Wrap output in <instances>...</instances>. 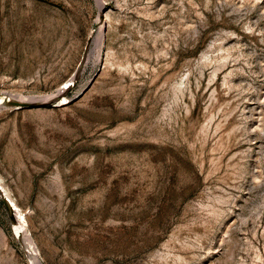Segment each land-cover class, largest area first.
<instances>
[{
  "label": "rangeland",
  "instance_id": "374dc122",
  "mask_svg": "<svg viewBox=\"0 0 264 264\" xmlns=\"http://www.w3.org/2000/svg\"><path fill=\"white\" fill-rule=\"evenodd\" d=\"M0 95V264H264V0H0Z\"/></svg>",
  "mask_w": 264,
  "mask_h": 264
},
{
  "label": "bare ground",
  "instance_id": "6f19581e",
  "mask_svg": "<svg viewBox=\"0 0 264 264\" xmlns=\"http://www.w3.org/2000/svg\"><path fill=\"white\" fill-rule=\"evenodd\" d=\"M98 37H99L98 41H100L101 37L100 36H98ZM63 90H64V88H62V87H61L60 90H58V96H59L58 98H59V100L61 102L62 101L64 102L65 99H66L65 97H63V95H64V91ZM46 98H48V97L46 96ZM15 101L28 102L29 104H33V103H35L36 101H39V100L33 101V99L31 100V99L22 98V97H17L16 99H11L9 97H4V96L0 95V104L7 103L8 105L10 104V106H13L11 103H13ZM13 107L21 108L20 106H13ZM1 191L4 193L5 197H7L9 199V202H10V205H11V208H12V212H13L15 231L20 233V234H22L24 237L27 236V234H26L27 223H26L25 215L21 212V210L19 209L17 204L14 202V200L9 197L8 191L6 189L2 188V187H1ZM26 240H27V243H28L27 249H28V252H29L30 257L32 259V262L34 264H40L39 261L36 258V252H35V249H34V246H33V242L29 240L28 236H27Z\"/></svg>",
  "mask_w": 264,
  "mask_h": 264
},
{
  "label": "water",
  "instance_id": "95a60500",
  "mask_svg": "<svg viewBox=\"0 0 264 264\" xmlns=\"http://www.w3.org/2000/svg\"><path fill=\"white\" fill-rule=\"evenodd\" d=\"M13 106H20L21 108H25V107H31L32 104H29L28 102H19V101H15L13 103H11ZM10 105V104H9Z\"/></svg>",
  "mask_w": 264,
  "mask_h": 264
}]
</instances>
